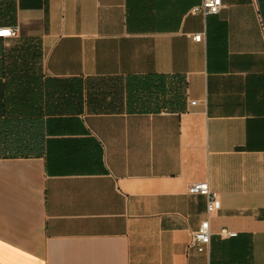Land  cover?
<instances>
[{"label": "crops", "instance_id": "crops-1", "mask_svg": "<svg viewBox=\"0 0 264 264\" xmlns=\"http://www.w3.org/2000/svg\"><path fill=\"white\" fill-rule=\"evenodd\" d=\"M202 2L0 0V148L26 154L0 153V264H264V0ZM11 69L79 81L77 109Z\"/></svg>", "mask_w": 264, "mask_h": 264}, {"label": "trees", "instance_id": "trees-1", "mask_svg": "<svg viewBox=\"0 0 264 264\" xmlns=\"http://www.w3.org/2000/svg\"><path fill=\"white\" fill-rule=\"evenodd\" d=\"M11 74L19 76L20 81L11 82L13 89L28 92L36 90L44 96H52L56 100L57 110L62 112L75 111L79 101L82 99V88L79 81L44 78L38 74L30 72V70L11 69ZM12 89V88H11ZM51 89V91H50ZM51 94V95H50ZM0 153L5 157L25 156L17 147L0 148Z\"/></svg>", "mask_w": 264, "mask_h": 264}, {"label": "built area", "instance_id": "built-area-1", "mask_svg": "<svg viewBox=\"0 0 264 264\" xmlns=\"http://www.w3.org/2000/svg\"><path fill=\"white\" fill-rule=\"evenodd\" d=\"M257 9L258 1L253 0ZM222 6L221 0H203L202 4L195 6L192 9L193 13H203L207 14H217L220 11ZM17 35V29L12 27L0 28V37L8 38ZM200 34L194 36L195 39H198ZM194 103V102H193ZM189 194L202 195L206 198L207 201V214L208 217L201 222L199 228L191 232L189 247H195L198 251H204L208 248L211 240V229H210V217L216 212L218 208L219 195L217 192L211 190L209 183L204 182H194L188 187ZM219 236L222 238H231L237 236L236 232H233L227 228H222L218 232Z\"/></svg>", "mask_w": 264, "mask_h": 264}]
</instances>
